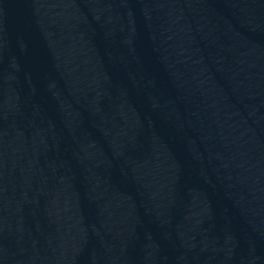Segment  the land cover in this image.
Returning <instances> with one entry per match:
<instances>
[{
    "label": "water",
    "instance_id": "water-1",
    "mask_svg": "<svg viewBox=\"0 0 264 264\" xmlns=\"http://www.w3.org/2000/svg\"><path fill=\"white\" fill-rule=\"evenodd\" d=\"M0 264H264V0H0Z\"/></svg>",
    "mask_w": 264,
    "mask_h": 264
}]
</instances>
